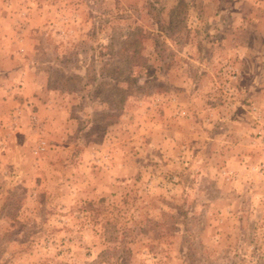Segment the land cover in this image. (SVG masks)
Instances as JSON below:
<instances>
[{"label":"rangeland","instance_id":"obj_1","mask_svg":"<svg viewBox=\"0 0 264 264\" xmlns=\"http://www.w3.org/2000/svg\"><path fill=\"white\" fill-rule=\"evenodd\" d=\"M0 151V264H264V0H0Z\"/></svg>","mask_w":264,"mask_h":264},{"label":"crops","instance_id":"obj_2","mask_svg":"<svg viewBox=\"0 0 264 264\" xmlns=\"http://www.w3.org/2000/svg\"><path fill=\"white\" fill-rule=\"evenodd\" d=\"M0 153H1V151H0ZM23 152H17V153H15V154H10L11 155V158H9V160H11V165L13 166V168L15 169V167H16V165H19L18 163L19 162H21L22 160H23V154H22ZM6 156H7V154H6ZM6 156H1L0 155V162L2 161V159L4 158L5 159V157ZM25 156V155H24ZM1 165V164H0ZM17 174L14 176V178L15 177H18L19 176V174H18V172H16ZM44 185V184H43ZM42 187H44V186H42ZM25 188H26V186H25ZM28 191H30V189H27V192ZM31 191H33V189H31ZM39 191V190H38ZM49 192V191H48Z\"/></svg>","mask_w":264,"mask_h":264},{"label":"built area","instance_id":"obj_3","mask_svg":"<svg viewBox=\"0 0 264 264\" xmlns=\"http://www.w3.org/2000/svg\"><path fill=\"white\" fill-rule=\"evenodd\" d=\"M41 148H43V147H41Z\"/></svg>","mask_w":264,"mask_h":264}]
</instances>
